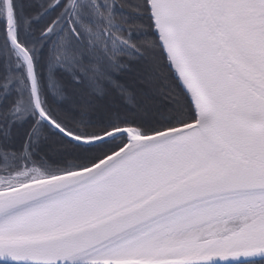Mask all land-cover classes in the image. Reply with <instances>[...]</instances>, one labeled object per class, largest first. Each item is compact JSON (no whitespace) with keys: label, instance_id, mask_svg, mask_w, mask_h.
Instances as JSON below:
<instances>
[{"label":"snow or ice","instance_id":"1","mask_svg":"<svg viewBox=\"0 0 264 264\" xmlns=\"http://www.w3.org/2000/svg\"><path fill=\"white\" fill-rule=\"evenodd\" d=\"M27 7L0 0V264H264V0Z\"/></svg>","mask_w":264,"mask_h":264},{"label":"trees","instance_id":"2","mask_svg":"<svg viewBox=\"0 0 264 264\" xmlns=\"http://www.w3.org/2000/svg\"><path fill=\"white\" fill-rule=\"evenodd\" d=\"M32 0H17L18 3V9H17V15L18 18L23 21L25 17H30L31 15H34V10L27 7L28 4H30ZM43 23V18L40 20H32L31 26L35 29H38L40 25Z\"/></svg>","mask_w":264,"mask_h":264}]
</instances>
